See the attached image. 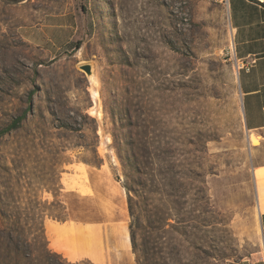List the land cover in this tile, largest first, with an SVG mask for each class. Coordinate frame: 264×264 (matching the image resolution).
I'll list each match as a JSON object with an SVG mask.
<instances>
[{
    "label": "rangeland",
    "instance_id": "rangeland-1",
    "mask_svg": "<svg viewBox=\"0 0 264 264\" xmlns=\"http://www.w3.org/2000/svg\"><path fill=\"white\" fill-rule=\"evenodd\" d=\"M131 1L0 0V129L27 111L0 138V264H136L114 134L163 169L167 202L175 184L180 231L165 236L186 256L177 264H264L254 176L264 141L244 124L227 0ZM70 205L119 220L128 247L106 229L104 261L55 250L46 225ZM187 218L206 226L185 233ZM42 226L61 256L39 257Z\"/></svg>",
    "mask_w": 264,
    "mask_h": 264
},
{
    "label": "crops",
    "instance_id": "crops-1",
    "mask_svg": "<svg viewBox=\"0 0 264 264\" xmlns=\"http://www.w3.org/2000/svg\"><path fill=\"white\" fill-rule=\"evenodd\" d=\"M227 16L231 32L230 49L237 63L251 64L250 69H237V81L244 124L248 134L264 141V0H228ZM24 35L38 41L35 32ZM254 60V62H252ZM236 65V62H233ZM260 230L264 237V163L254 167ZM84 180L87 174H84ZM79 182L80 191L88 186ZM260 208V209H259ZM260 210V212H259ZM116 221L100 218L98 208L78 207L74 216L63 221L50 220L46 228L52 247L71 259L89 256L104 261V231L113 234L116 247H128L130 240L126 227Z\"/></svg>",
    "mask_w": 264,
    "mask_h": 264
},
{
    "label": "trees",
    "instance_id": "trees-1",
    "mask_svg": "<svg viewBox=\"0 0 264 264\" xmlns=\"http://www.w3.org/2000/svg\"><path fill=\"white\" fill-rule=\"evenodd\" d=\"M77 46H81L80 41ZM26 115L27 111L0 129V138L19 127ZM114 141L124 169V186L128 195L130 214L129 233L136 264H177L181 258L185 259L186 256L183 257L182 250L178 247L175 238L167 240L165 236L167 228L172 231H180L177 228L179 221L173 212L176 208L175 205L180 204V201L174 198L173 187L175 184L171 183L173 186L172 193H170L172 198L167 202L162 188L163 169L150 167L148 152L143 147H136L131 137L114 134ZM172 177L174 180V174ZM54 202H58V200L55 199ZM68 208L70 212L66 215H50L60 221L66 220L73 217L77 210L71 205ZM188 212L192 214V209ZM182 221L185 222L187 228L185 233H192L191 229L201 230L206 226L204 220L197 218H187ZM39 237L43 242L37 248L39 257L61 256L60 253L49 248L44 226L40 228ZM193 248L199 250L203 247L195 243Z\"/></svg>",
    "mask_w": 264,
    "mask_h": 264
},
{
    "label": "built area",
    "instance_id": "built-area-1",
    "mask_svg": "<svg viewBox=\"0 0 264 264\" xmlns=\"http://www.w3.org/2000/svg\"><path fill=\"white\" fill-rule=\"evenodd\" d=\"M228 1V0H227ZM227 55H228V59H230V60H233V62H236V65H235V67H237V69H240V68H245V69H250V67H251V64H247V63H237V58H236V55L232 52V50L231 49H229L228 51H227ZM252 62H254V60H252Z\"/></svg>",
    "mask_w": 264,
    "mask_h": 264
},
{
    "label": "water",
    "instance_id": "water-1",
    "mask_svg": "<svg viewBox=\"0 0 264 264\" xmlns=\"http://www.w3.org/2000/svg\"><path fill=\"white\" fill-rule=\"evenodd\" d=\"M80 68L86 72L88 77H93L94 68L92 63H83L80 65Z\"/></svg>",
    "mask_w": 264,
    "mask_h": 264
},
{
    "label": "bare ground",
    "instance_id": "bare-ground-1",
    "mask_svg": "<svg viewBox=\"0 0 264 264\" xmlns=\"http://www.w3.org/2000/svg\"><path fill=\"white\" fill-rule=\"evenodd\" d=\"M138 1H140V0H132V1H131V2H132V8L136 9V7H138V5H139V4H138ZM142 4H143V2H142ZM142 4H141V5H142ZM142 7H144V5H142ZM141 10H142V9H141ZM142 11H143V10H142ZM148 13H149V11H148ZM143 24H144V23H143ZM143 24H142V25H143ZM144 26H145V25H144ZM144 26H143V27H144ZM147 26H149V25H147ZM147 26H146V27H147ZM142 38H143V37H142ZM142 45H143V44H142ZM144 47H145V46H144ZM145 48L147 49V47H145ZM149 49H150V48H149ZM149 51H150V50H149ZM94 94H98V93H97V92H94ZM116 158H117V157H116ZM116 158H115V159H116ZM113 159H114V157H113ZM114 161H115V160H114ZM117 163H118V162H117ZM123 195H124V194H123ZM127 210H128V209H127Z\"/></svg>",
    "mask_w": 264,
    "mask_h": 264
}]
</instances>
